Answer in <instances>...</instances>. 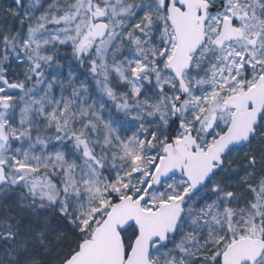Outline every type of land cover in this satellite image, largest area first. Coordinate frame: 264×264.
Listing matches in <instances>:
<instances>
[{"label":"snow or ice","instance_id":"1","mask_svg":"<svg viewBox=\"0 0 264 264\" xmlns=\"http://www.w3.org/2000/svg\"><path fill=\"white\" fill-rule=\"evenodd\" d=\"M0 264H264V0H0Z\"/></svg>","mask_w":264,"mask_h":264}]
</instances>
